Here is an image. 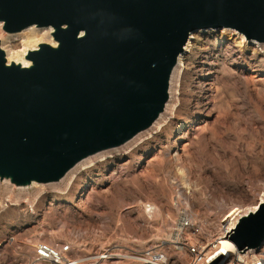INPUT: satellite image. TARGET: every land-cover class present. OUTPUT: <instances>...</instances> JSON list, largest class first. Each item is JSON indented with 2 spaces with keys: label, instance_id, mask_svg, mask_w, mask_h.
<instances>
[{
  "label": "rangeland",
  "instance_id": "1",
  "mask_svg": "<svg viewBox=\"0 0 264 264\" xmlns=\"http://www.w3.org/2000/svg\"><path fill=\"white\" fill-rule=\"evenodd\" d=\"M2 34L8 50H23L24 40ZM209 34L194 35L175 82L179 107L162 132L80 171L70 189L13 192L0 183V264H51L38 260L40 242H70L73 258L105 250L122 256L106 264H141L134 253L150 247L192 264L191 249L175 251L182 214L209 236L234 208L261 203L264 48ZM82 188L88 193L79 203ZM251 252L239 264L258 263L260 250Z\"/></svg>",
  "mask_w": 264,
  "mask_h": 264
},
{
  "label": "water",
  "instance_id": "2",
  "mask_svg": "<svg viewBox=\"0 0 264 264\" xmlns=\"http://www.w3.org/2000/svg\"><path fill=\"white\" fill-rule=\"evenodd\" d=\"M0 22L12 35L51 29L58 44L24 67L0 42V183L27 189L151 129L191 36L230 29L264 46V0H0ZM233 242L262 249L264 204Z\"/></svg>",
  "mask_w": 264,
  "mask_h": 264
},
{
  "label": "bare ground",
  "instance_id": "3",
  "mask_svg": "<svg viewBox=\"0 0 264 264\" xmlns=\"http://www.w3.org/2000/svg\"><path fill=\"white\" fill-rule=\"evenodd\" d=\"M2 31L8 35V36H16L17 39L24 40V48L22 51H18L17 53H13L12 49L10 50L7 49L5 46L8 44L10 41L9 37H6L2 34ZM51 29H37L36 27H31L24 32L20 34H9L4 30V23L0 22V42L2 49L5 51L7 59L9 64L11 63H16L20 64L24 67H29L31 66V61L27 59L29 52L33 50H37L39 45L42 43H47L50 44L54 47H57V42H55L51 36ZM223 36L221 38H225L226 36H238L239 39L242 40L243 43H249L251 45L255 46H261L264 48L263 45L256 43L254 41H248L244 35L239 34L237 31L230 30V29H225L223 30ZM227 34V35H226ZM50 37H49V36ZM217 36V35H216ZM4 40V44L3 41ZM216 39H219L218 37ZM15 40V39H14ZM195 37L194 35L191 36V39L189 40L186 48H185V54L181 56L179 60V65L175 70V73L173 75L172 81H171V87H170V101L166 107L165 112L161 115V117L158 119V121L153 125L151 129H149L146 132L141 133L138 135L134 140H132L130 143L127 144L128 147H132L135 144H138L141 142L144 138L150 136L152 137L153 134H158L162 132L168 124L173 120L176 116L177 109L179 107V101L177 97L178 91H176V79L178 78L177 76L179 75V72L181 70V67L184 66L183 63V58L186 54H188L194 43ZM42 41H47V42H42ZM40 42V43H39ZM42 42V43H41ZM39 43V44H38ZM12 45V43H11ZM37 45V46H36ZM263 51V50H262ZM209 79V78H208ZM119 150H113V151H108L105 153H101L97 156L91 157L84 162L80 163L73 171H71L67 177L62 181V183L59 184H50V185H40V184H34L31 188H40V191L43 192L45 189L48 187H51L52 190H60V187L62 185L66 186V189H70L72 184L74 183L75 179L77 178V175L80 171L87 170L95 165V163L106 160L108 158L113 157V154L115 152H118ZM4 185L6 187H9L7 190L13 191H28L29 189L27 188H17L8 182H4ZM13 188V189H11ZM8 194H14L13 192ZM22 194V193H21ZM24 195H19L17 197H23ZM25 198V197H24ZM85 199V198H84ZM84 199H79L78 202H82ZM20 201V200H19ZM264 204V198L262 199L261 203L257 206L249 207V208H234L229 215H227L225 218L221 219V221L218 224L219 230H222L223 233L220 234V237L217 241H214L211 238H208L206 234H200L201 241H196L193 238V235L190 234V230L187 229L186 227L183 226H176L174 229V234L176 236L175 238V251L180 253L182 250H186L187 248L193 249L192 252L195 253V263L193 262L192 264H205L207 260H211L210 262L217 261L220 257H223L225 255H229L231 252H234L235 258H230L226 261V264H232L234 259L236 260L237 263H240L239 260L243 259L242 254L246 253H253L251 251H240L238 248L235 246V244L232 242L233 241V233L234 230L236 229V221L239 222L241 219L248 217L252 213H257L260 205ZM259 206V207H258ZM194 228V227H192ZM183 240V241H182ZM156 249L157 247H150L146 249L145 251L142 252H135L133 256V260L136 262H139L141 264H178V262L175 258L174 255H165L163 257H159L156 254ZM111 251H103L99 254H87L83 256H75L76 261H80L82 264H106L107 260H111L113 258L117 257H122L121 255L114 254V253H109ZM176 252V253H177ZM261 252V253H260ZM260 255L258 256V263L256 264H264V247L260 250ZM109 253L108 256H106ZM257 253V254H259ZM201 256H204L201 258ZM176 260H175V259Z\"/></svg>",
  "mask_w": 264,
  "mask_h": 264
},
{
  "label": "built area",
  "instance_id": "4",
  "mask_svg": "<svg viewBox=\"0 0 264 264\" xmlns=\"http://www.w3.org/2000/svg\"><path fill=\"white\" fill-rule=\"evenodd\" d=\"M214 41L216 43H218V46L221 45V42L219 40H216L214 37ZM201 42V41H200ZM220 43V44H219ZM207 45V44H206ZM80 192L79 194H81V196L79 198H77L76 202L79 199H84L86 198V195L88 192H86L87 188H82L79 189ZM84 195V197L82 196ZM188 217L185 214L181 215V221L179 223V227L183 226L186 227L187 229L191 230L190 234L192 233L193 237L198 238V240L196 241H201V243H203V241L200 239V234H203L199 228H197L195 225H192L191 223H187L185 224L184 221H187ZM239 224V222L236 221V227ZM194 227V228H192ZM235 227V228H236ZM223 231L219 230V228L212 234V235H207L208 238L213 239L214 241H217L220 237V234H222ZM190 249V248H187ZM74 248H73V244L70 242H67L65 244H59V243H47V242H40L37 247H36V254H37V258L40 262H44V263H51V264H82L80 261H76L75 258L71 257V253L73 252ZM193 251V249H191ZM156 254L161 258L165 255H162L161 253L156 252ZM194 254V263H195V253ZM109 255V254H108ZM107 256V255H106ZM204 256H201V258ZM221 258V262L225 263L228 259L230 258H235L234 252H231L228 256L225 255ZM234 259V261H236ZM211 260H207V262H205V264H209ZM234 261H232L234 263ZM239 264V263H238Z\"/></svg>",
  "mask_w": 264,
  "mask_h": 264
}]
</instances>
